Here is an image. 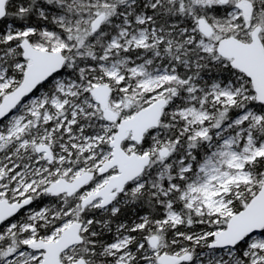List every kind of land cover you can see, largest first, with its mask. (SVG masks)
<instances>
[{
  "label": "snow or ice",
  "instance_id": "6c2138e0",
  "mask_svg": "<svg viewBox=\"0 0 264 264\" xmlns=\"http://www.w3.org/2000/svg\"><path fill=\"white\" fill-rule=\"evenodd\" d=\"M0 264H264V0H0Z\"/></svg>",
  "mask_w": 264,
  "mask_h": 264
}]
</instances>
